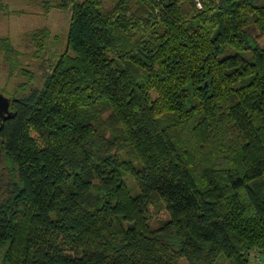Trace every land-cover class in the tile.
Returning a JSON list of instances; mask_svg holds the SVG:
<instances>
[{"label": "trees", "instance_id": "obj_1", "mask_svg": "<svg viewBox=\"0 0 264 264\" xmlns=\"http://www.w3.org/2000/svg\"><path fill=\"white\" fill-rule=\"evenodd\" d=\"M44 6L71 10L67 48L0 116V264L264 255V0Z\"/></svg>", "mask_w": 264, "mask_h": 264}, {"label": "rangeland", "instance_id": "obj_2", "mask_svg": "<svg viewBox=\"0 0 264 264\" xmlns=\"http://www.w3.org/2000/svg\"><path fill=\"white\" fill-rule=\"evenodd\" d=\"M8 3V13L0 15V36L10 35L11 41L20 50L16 60L5 61L0 52V92L11 97H22L35 87H42L46 71L67 48L68 29L71 10L50 7L46 12L45 4L51 5L56 0H3ZM48 28L50 37L48 47L40 53L29 46L28 32L39 28ZM248 31L257 34L253 27ZM264 43V37L261 39ZM27 72L26 74L23 70ZM27 69V70H26ZM33 71V73H29ZM50 70V69H49ZM125 182L132 193L138 192V183L129 174H125ZM151 209L153 207L151 206ZM154 221V219H152ZM183 264H188L182 259ZM215 264H229L224 258L217 259ZM250 264H264V255L251 253Z\"/></svg>", "mask_w": 264, "mask_h": 264}, {"label": "water", "instance_id": "obj_3", "mask_svg": "<svg viewBox=\"0 0 264 264\" xmlns=\"http://www.w3.org/2000/svg\"><path fill=\"white\" fill-rule=\"evenodd\" d=\"M11 98L2 92H0V116L5 117L6 115H10L12 110L10 109Z\"/></svg>", "mask_w": 264, "mask_h": 264}]
</instances>
